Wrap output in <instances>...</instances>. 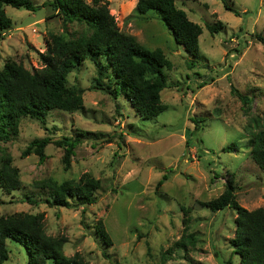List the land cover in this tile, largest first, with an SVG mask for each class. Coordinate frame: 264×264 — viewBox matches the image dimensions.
<instances>
[{"label": "rangeland", "instance_id": "obj_1", "mask_svg": "<svg viewBox=\"0 0 264 264\" xmlns=\"http://www.w3.org/2000/svg\"><path fill=\"white\" fill-rule=\"evenodd\" d=\"M135 1L107 0V6L120 31L147 48L160 47L169 59L170 67L163 68L167 83L159 90L164 109L151 118L138 116L122 93L92 87L95 66L83 58L66 74V85L82 88V108H51L43 120L22 116L16 135L0 140V155H10L19 179L9 192L0 189V214L42 211L44 231L65 237L63 253L77 252L91 264H237L228 243L234 210L199 202L219 194L230 178L240 205L264 207V166L251 159L248 142L254 121H264V41L257 38L264 39V0H174L201 27L196 56L174 41L155 10L138 12ZM4 11L10 24L0 34V68L6 60L40 67L38 52L49 32L70 38L87 31L82 23L63 22L49 5H4ZM218 20L220 27L210 33L206 24ZM230 84L249 100L242 103ZM75 134L81 140L66 168L63 147L52 141L42 160L32 151L20 155L33 137ZM231 141L232 151L220 149ZM84 171L99 180L93 202L66 207L42 201L46 191L37 186L39 179L60 182ZM97 219L110 244L96 235ZM183 234L192 240L178 246ZM6 247L1 264H27L22 244L9 239Z\"/></svg>", "mask_w": 264, "mask_h": 264}, {"label": "trees", "instance_id": "obj_2", "mask_svg": "<svg viewBox=\"0 0 264 264\" xmlns=\"http://www.w3.org/2000/svg\"><path fill=\"white\" fill-rule=\"evenodd\" d=\"M107 0H44L33 4L31 0H0V34L10 24L4 5L34 10L38 6L49 5L52 14H57L63 22L82 23L87 31L70 38L49 32L44 49L38 52L40 67L28 69L20 62L6 60L0 68V140H7L17 133L18 120L22 116L44 119L51 108L73 111L82 108V88L66 85V74L80 61L88 57L95 66L96 75L92 87L106 89L112 93H122L142 118L153 117L164 109L159 90L166 85L164 67H170L160 47L147 48L131 35L118 29L114 16L109 12ZM226 8V3H223ZM138 12L155 10L157 16L171 33L174 41L183 46L187 54L198 53L197 36L201 32L198 23L189 19L184 10L177 7L174 0H136ZM234 11V10H233ZM236 14V11H234ZM220 21L206 24L212 33L220 27ZM257 38L264 41L262 37ZM193 59H187L192 66ZM103 79L106 82H103ZM229 91L242 103L249 99L232 84ZM255 128L249 131V155L260 167L264 166V121H254ZM86 132V131H84ZM81 140V135H61L56 139L44 135L31 138L20 151L24 156L29 152L38 160L45 157L43 147L52 141L63 147L62 163L69 165L73 147ZM236 146L231 141L220 147L222 151H232ZM11 157L0 155V189L4 192L17 187L19 183L17 167L11 164ZM166 178L163 173L157 182ZM38 187L45 188L42 201L49 205H83L94 201V190L99 187L98 178L84 171L77 178H66L56 182L50 178L39 179ZM26 199L35 202L33 198ZM211 210L225 206L235 212L232 235L228 239L232 251L237 255V264H264V207L248 209L240 205L234 197L232 180L227 178L223 189L215 197L199 202ZM43 213L38 211L11 212L0 214V264L7 258L6 240L22 244L27 253V264H45L50 259L54 264H91L77 252L65 255L62 245L63 235L47 234L43 229ZM96 235L105 244L111 239L100 219L94 223ZM191 242L190 234L178 239V246ZM111 264H119L114 261ZM225 264H231L229 260Z\"/></svg>", "mask_w": 264, "mask_h": 264}]
</instances>
